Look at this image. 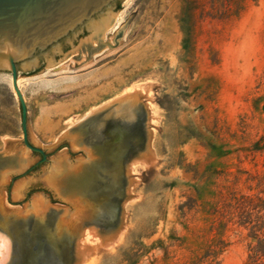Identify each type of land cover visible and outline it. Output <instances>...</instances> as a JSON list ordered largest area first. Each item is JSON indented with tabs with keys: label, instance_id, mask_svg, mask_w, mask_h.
I'll list each match as a JSON object with an SVG mask.
<instances>
[{
	"label": "rangeland",
	"instance_id": "rangeland-1",
	"mask_svg": "<svg viewBox=\"0 0 264 264\" xmlns=\"http://www.w3.org/2000/svg\"><path fill=\"white\" fill-rule=\"evenodd\" d=\"M108 23L52 65L19 70L29 139L46 152L102 105L141 98L134 125L78 129L67 155L84 165L68 181L76 195L54 196L47 164L20 180L31 183L26 204L45 195L62 218L81 200L89 224L72 240L57 219L0 218L22 252L15 264H45L48 251L52 264H245L252 234L264 235V212L252 210L264 200V0H125ZM10 82L0 73V152L23 138ZM3 206L23 208L6 192Z\"/></svg>",
	"mask_w": 264,
	"mask_h": 264
},
{
	"label": "water",
	"instance_id": "water-1",
	"mask_svg": "<svg viewBox=\"0 0 264 264\" xmlns=\"http://www.w3.org/2000/svg\"><path fill=\"white\" fill-rule=\"evenodd\" d=\"M124 1L0 0V73L9 72L11 74L12 88L21 106V128L23 133L22 141L8 142L5 149L0 152V218L19 223L27 221L31 224L39 220L48 219L52 221L57 219L58 224L56 227L58 231L70 236L72 240L80 233L83 227L89 224L87 215L78 229H73L72 226L66 225L70 215L58 218L59 213L55 207L54 199H48L45 195H43V202L48 207L47 210L40 215L27 213L26 210L31 208L32 202L26 204L29 197V193L26 190L31 183H25L21 189V197H25L23 200L14 198L15 186L35 168L42 164H47L48 166L43 169L41 177L44 178V183L52 190L54 196L57 199H62L67 195H76L75 191L68 186V181L76 175L73 169H83L84 165L78 164L73 167L69 164L70 160L67 155L72 154V150H75L78 145L76 139L78 129L96 120L102 122L101 126L115 123H123L128 126L134 125L133 120L139 110L140 93L134 91L125 94L92 111L79 123L63 132L57 142L49 147L46 152L44 149L33 145L29 139L27 107L24 96L18 87L19 70L31 72L43 63H51L52 65L66 51L76 46L78 39L82 35L101 28L111 17L117 6ZM121 36L122 33L119 32L113 39L114 43H107L106 45L109 48L115 47ZM98 44L99 49L104 46V44H100V41ZM96 50L98 49H92V51ZM135 97L138 102L132 110V116L127 114L115 116L117 111L121 110L129 99ZM83 143L87 147L91 145V140L86 139L79 146ZM64 148L67 151H64ZM55 153H57V156L50 160L49 157ZM35 155L40 156V159L36 162L34 161ZM62 158H65L66 163L70 165V169L65 168L61 173L57 183L60 187L55 189L47 183V179L56 162ZM9 181L10 183L7 184ZM5 192L7 193L8 204L14 207L23 206V208L8 211L3 206ZM8 212L11 214L6 216ZM119 225L118 221L116 226ZM0 233L7 235L11 243L10 255L5 264H15L19 261L20 255H22L19 243L14 237H10L1 226ZM70 252L73 259L72 249H70ZM45 257V264H52L57 258L51 251H48Z\"/></svg>",
	"mask_w": 264,
	"mask_h": 264
},
{
	"label": "bare ground",
	"instance_id": "bare-ground-1",
	"mask_svg": "<svg viewBox=\"0 0 264 264\" xmlns=\"http://www.w3.org/2000/svg\"><path fill=\"white\" fill-rule=\"evenodd\" d=\"M118 21L119 20H117V23L115 24V26L113 28H116L118 26ZM109 24L110 23H108V21H107L101 28L97 29L100 34H97L96 37L101 38L102 33L105 31L106 28H108ZM10 83L12 86V78H11ZM21 86H22V80L18 79V87H19L20 91H21ZM21 93H22V91H21ZM136 100H137L136 98H135V100H134V98L129 99L127 101V103L124 105V107L121 110L117 111V113H116L117 116H123L126 114L128 116H132V114H133L132 110L135 107V104L138 102ZM73 146L75 147V145H73ZM76 148L77 147H75V149ZM65 168L70 169V165L68 163H66L65 158L58 160L56 162L54 169L51 171L50 176L47 179V183L49 185H51L52 187H54L55 189L56 188L59 189L60 186L57 185V183L60 179L59 177H60L61 173L65 170ZM21 182H23V183H21ZM24 184H25L24 181H20L19 183L16 184L15 193H14L15 199L21 198V189L23 188ZM72 204H73V207L75 208L74 210H76V211L72 214V216L71 215L69 216V219L67 220L66 225L72 226L73 229H78L83 224L84 219L87 216V211L85 210V208L83 209L82 205H80L81 204L80 201H74V203H72ZM47 208L48 207L45 205L42 198L37 197L32 201L31 208L29 210H26V212L34 214V215H40V214L44 213L47 210ZM93 235H94V233L92 231L85 229L83 238H89L90 236L92 237ZM10 251H11V244H10L9 239L5 235L0 233V264L6 263L9 255H10Z\"/></svg>",
	"mask_w": 264,
	"mask_h": 264
},
{
	"label": "trees",
	"instance_id": "trees-1",
	"mask_svg": "<svg viewBox=\"0 0 264 264\" xmlns=\"http://www.w3.org/2000/svg\"><path fill=\"white\" fill-rule=\"evenodd\" d=\"M259 209L260 212H264V200L260 199V203L257 204L256 206H253L252 210ZM262 217H257V220H260ZM250 224H252V221H250ZM257 226H253L252 229H256ZM260 229L259 231L264 229V220L262 221L261 225L259 226ZM257 230L254 231L252 234V239L255 241V243H251L249 245L248 249V255H247V260L245 264H264V235L259 236L257 233ZM209 256L207 255L208 258ZM193 264H205V259L200 258Z\"/></svg>",
	"mask_w": 264,
	"mask_h": 264
}]
</instances>
